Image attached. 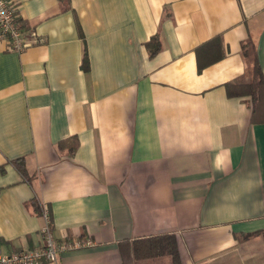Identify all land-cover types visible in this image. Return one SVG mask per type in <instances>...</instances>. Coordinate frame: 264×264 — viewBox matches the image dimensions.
Returning <instances> with one entry per match:
<instances>
[{
    "label": "crops",
    "instance_id": "0c3cea01",
    "mask_svg": "<svg viewBox=\"0 0 264 264\" xmlns=\"http://www.w3.org/2000/svg\"><path fill=\"white\" fill-rule=\"evenodd\" d=\"M14 1L29 31L21 52L0 42V250L41 247L46 204L58 240L94 244L45 264H122V242L163 234L182 264H264V121L226 89L252 46L264 75V0Z\"/></svg>",
    "mask_w": 264,
    "mask_h": 264
},
{
    "label": "trees",
    "instance_id": "16d2710c",
    "mask_svg": "<svg viewBox=\"0 0 264 264\" xmlns=\"http://www.w3.org/2000/svg\"><path fill=\"white\" fill-rule=\"evenodd\" d=\"M15 20L19 28L26 32L29 31L18 11ZM155 40H158V38L154 37L153 41L155 42ZM160 48L161 43L158 40L151 49V53H156ZM250 49L249 55L252 58V76L250 80L229 82L226 84V89L229 95L248 96L252 109V120L264 121V75L257 61L255 46ZM83 67L86 70L89 68L87 52ZM75 148L76 146L72 148V151ZM15 163L20 172L26 175L23 158L16 160ZM257 233H248L244 236V239L248 240L252 236L258 235ZM262 235L264 238V232H262ZM120 249L122 264H182L175 234H163L125 241L121 243ZM45 263L46 261L43 264Z\"/></svg>",
    "mask_w": 264,
    "mask_h": 264
},
{
    "label": "built area",
    "instance_id": "2783aa9c",
    "mask_svg": "<svg viewBox=\"0 0 264 264\" xmlns=\"http://www.w3.org/2000/svg\"><path fill=\"white\" fill-rule=\"evenodd\" d=\"M18 6L14 0H0V42H6L11 50L21 52L27 45L26 31L19 28L15 17ZM44 225L41 228L43 244L34 249L14 252L0 250V264H43L44 261L57 262L61 252L80 249L94 244L90 238L58 240L53 233L51 215L46 204L42 206Z\"/></svg>",
    "mask_w": 264,
    "mask_h": 264
}]
</instances>
